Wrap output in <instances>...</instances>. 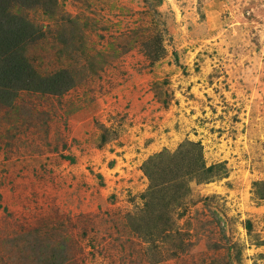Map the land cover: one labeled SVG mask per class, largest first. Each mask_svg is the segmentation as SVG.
Returning <instances> with one entry per match:
<instances>
[{
  "label": "rangeland",
  "instance_id": "obj_1",
  "mask_svg": "<svg viewBox=\"0 0 264 264\" xmlns=\"http://www.w3.org/2000/svg\"><path fill=\"white\" fill-rule=\"evenodd\" d=\"M11 20L31 80L65 85L0 96V264H264V0H0Z\"/></svg>",
  "mask_w": 264,
  "mask_h": 264
},
{
  "label": "trees",
  "instance_id": "obj_2",
  "mask_svg": "<svg viewBox=\"0 0 264 264\" xmlns=\"http://www.w3.org/2000/svg\"><path fill=\"white\" fill-rule=\"evenodd\" d=\"M24 23L13 20L0 24V96L15 95V91L35 87H45L48 91H56L64 87L65 76L63 73L53 74L38 82L32 81L30 72L22 57V49L26 44V37L31 34ZM5 81V82H3ZM14 94H11L13 93ZM211 165L207 171L216 169Z\"/></svg>",
  "mask_w": 264,
  "mask_h": 264
}]
</instances>
